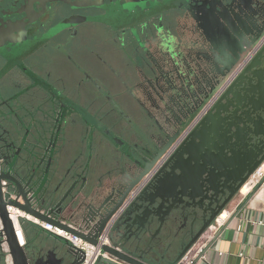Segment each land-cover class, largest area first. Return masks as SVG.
Returning a JSON list of instances; mask_svg holds the SVG:
<instances>
[{
    "label": "water",
    "instance_id": "obj_1",
    "mask_svg": "<svg viewBox=\"0 0 264 264\" xmlns=\"http://www.w3.org/2000/svg\"><path fill=\"white\" fill-rule=\"evenodd\" d=\"M84 1L0 0V66L4 64L0 72V264H5L3 236L12 264H80L82 260L80 252L58 238L54 244L31 245L28 257L17 244L7 206L53 226L71 225L79 229H69L72 234L93 246L109 225L108 245L102 247L107 257H99L95 264H174L264 161V0H140L133 4L144 11L152 1L162 12L140 22L142 52L149 45L158 56L147 67L150 77L141 74L140 87L144 96L151 91L164 107L161 148H153L147 137L142 140L139 128L124 123L127 120L117 106L108 111L105 105H97L95 93L86 86L79 88L77 96L88 99L84 107L65 97L59 112L34 111L19 101L27 89L3 99L8 89L4 79L8 76L19 84L20 73H27L19 64V50L28 38L35 41L44 22L60 19L45 34L52 31L48 40L74 28L77 23L67 24L72 17H66L64 7L74 11L84 7ZM129 5L122 8L129 11ZM170 9L182 11L188 20V31L181 39L171 27L182 20L173 17ZM132 36L125 48L139 57ZM201 59L210 70L227 68L233 75L197 121L182 130L179 124L195 103L189 87L205 67ZM96 90L102 93L100 87ZM74 115H82L87 129L101 133L104 150L115 147L128 160L126 168L122 164V172L106 184L94 187L84 178L78 187L51 186L61 166L58 141ZM120 134L133 142L130 149L125 150ZM79 169L75 178L95 176L88 164ZM78 207L85 214L79 225H73L66 214ZM44 247L45 256L35 259Z\"/></svg>",
    "mask_w": 264,
    "mask_h": 264
},
{
    "label": "crops",
    "instance_id": "obj_2",
    "mask_svg": "<svg viewBox=\"0 0 264 264\" xmlns=\"http://www.w3.org/2000/svg\"><path fill=\"white\" fill-rule=\"evenodd\" d=\"M175 4L177 5V3ZM171 7L173 6L171 5ZM170 10L173 17L182 20V23L171 27L173 34L181 39L188 31L186 28L187 22L184 20L185 14L182 11ZM142 37L143 35L140 39L143 42ZM139 52V57L132 50L119 51L115 49V51H112L107 49L99 52V55L103 56L105 61L100 70H103L107 75V80L101 83L103 88L105 87L107 98L95 93L94 97L96 98L93 99L96 100L97 105H105L104 107L108 111L117 106L127 120L124 123L130 122L131 125L139 128L142 133V140L146 141L145 138L147 137L151 140V142H147L153 148H156L160 146L159 140H165L163 133H161L166 126L162 119L164 107L158 97L151 91L148 94L151 97L144 96L146 94L140 87V83L143 84L141 74L150 77V74L147 73V67L152 65V61L157 59L158 56L156 50L149 45L146 51L142 52L140 48ZM200 62L205 67L197 73L196 81L192 80V86L189 87L191 95L195 97V103L190 113L179 124V128L182 130H185L188 125L192 126L197 121V118L211 105L233 75V73L229 75L230 72L228 73L227 68L223 71H212L207 66L206 61L201 59ZM93 69L97 75L95 67ZM130 73L134 75V78L130 76ZM76 100L77 104L82 107L88 101L87 98ZM110 102L114 105H111ZM98 116H100L99 113L96 114V117ZM114 116L119 119L116 112ZM81 118L82 115L71 116L68 120V128L60 135L58 141L60 143L56 152L60 155L61 166L51 183L52 187H57L59 184H62L65 188L74 184L78 187L84 181V178H87L88 182L92 181L94 187H97L106 184L109 179L112 180L115 175L120 174L122 164L124 167L127 166L128 160L122 156L117 148L111 147L109 152L104 150L102 142L100 143L101 133L87 129L84 123L81 122ZM120 136L125 150L130 149L133 142H130L121 134ZM163 142L165 143V141ZM87 164L90 169L95 171V176L82 174L75 178L77 172L79 174L81 171L79 168H84ZM123 176H125V173ZM128 176L130 175L128 174ZM224 212H227V216H229L225 227L208 244L205 255L206 260L200 261L198 264H264V187L249 194L241 195L239 193L222 211V213ZM84 214L85 210L78 207L76 212L72 211L66 214L65 219L73 225H79ZM20 222L25 238L24 247L21 249L28 257L31 256L29 254L31 245L37 246L42 242L56 243L55 237L41 230L31 220L21 219ZM238 226L240 227L239 230H237ZM200 242L201 240L193 248L198 246ZM45 251L46 248L44 247L42 252H36L35 259L45 256ZM174 258L175 256H172L170 261L172 262Z\"/></svg>",
    "mask_w": 264,
    "mask_h": 264
},
{
    "label": "flooded vegetation",
    "instance_id": "obj_3",
    "mask_svg": "<svg viewBox=\"0 0 264 264\" xmlns=\"http://www.w3.org/2000/svg\"><path fill=\"white\" fill-rule=\"evenodd\" d=\"M135 3H140V0H125V3L123 0H85L82 3L84 7L92 5L95 7H81L74 11L64 7L66 17H72L67 24L77 23V25L57 32L48 40L47 37L51 36L52 31L48 36L45 34L60 19L50 23L44 22L42 28L38 29L37 39L31 41L32 38H28L19 50V64L26 69L27 75L20 73L19 84L14 83V79L7 76L3 84H6L8 89L3 99L20 95V92L27 89L28 93L21 94L19 101L27 103L34 111L46 108L48 111L55 109L59 112L65 97L77 103L78 91L82 86L88 87L96 95L107 98L105 87L101 85L107 80V75L100 70L105 61L99 52L107 49L127 51L125 48L127 39L132 34L134 35L131 39L132 46L138 52L142 44L140 22L161 12L158 10L160 6L152 1L146 3L144 11L133 6ZM124 4L132 5L131 10L123 9ZM94 19L99 22H94ZM187 21L185 19V22ZM167 27L170 28L168 25ZM41 36L46 38L42 40ZM3 66L4 64H1L0 72ZM96 86L101 88L102 93L96 90ZM163 143V140H159L160 148Z\"/></svg>",
    "mask_w": 264,
    "mask_h": 264
},
{
    "label": "built area",
    "instance_id": "obj_4",
    "mask_svg": "<svg viewBox=\"0 0 264 264\" xmlns=\"http://www.w3.org/2000/svg\"><path fill=\"white\" fill-rule=\"evenodd\" d=\"M244 186H247L248 189L246 194H249L253 191H258L264 187V161L260 164L248 177L245 181ZM242 187V188H243ZM240 193V191L238 192ZM241 194V193H240ZM7 216L9 217L12 228L13 234L15 235L17 244L20 248L24 247L25 238L22 233V227L20 220H31L35 225H37L41 230L47 232L49 235L62 239L66 241L74 250L80 252L81 254V262L80 264H95L99 257H107L104 252H102V247L108 245V229L109 225L101 232L102 234L99 236L98 241L95 246L89 244L87 241L82 239L80 236L72 234L69 229L79 230L77 228L72 227L71 225L65 224L61 222V226H53L46 222H40L39 220L30 217L28 214L24 212L21 213L17 211L12 206L6 207ZM222 214V213H221ZM217 216L214 221L208 226L205 232L201 235V237L190 247L189 251L185 253L177 262L174 264H198L200 261L206 260V249L208 244L221 233V229L225 227V223L229 216L226 215V218L219 221L221 216ZM261 224V223H260ZM240 227H237L239 230ZM1 224H0V231H1ZM86 233V231H83ZM198 246H193L200 241ZM2 252L5 254L4 263L5 264H12L11 257L8 254L7 246L5 242L4 236L2 237V244H1Z\"/></svg>",
    "mask_w": 264,
    "mask_h": 264
},
{
    "label": "bare ground",
    "instance_id": "obj_5",
    "mask_svg": "<svg viewBox=\"0 0 264 264\" xmlns=\"http://www.w3.org/2000/svg\"><path fill=\"white\" fill-rule=\"evenodd\" d=\"M247 189H248L247 186H244L243 188H241V190H240L241 195L246 194ZM226 215H227V212L222 213L221 216H220V218H219V221L225 219L226 218Z\"/></svg>",
    "mask_w": 264,
    "mask_h": 264
}]
</instances>
